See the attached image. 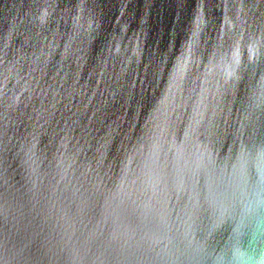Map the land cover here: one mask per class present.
I'll return each instance as SVG.
<instances>
[{"label":"water","instance_id":"1","mask_svg":"<svg viewBox=\"0 0 264 264\" xmlns=\"http://www.w3.org/2000/svg\"><path fill=\"white\" fill-rule=\"evenodd\" d=\"M0 264H264V0H0Z\"/></svg>","mask_w":264,"mask_h":264}]
</instances>
